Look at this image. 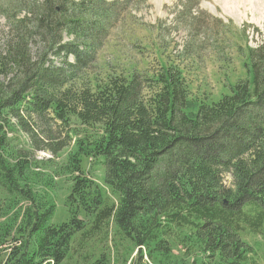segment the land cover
<instances>
[{
    "label": "trees",
    "instance_id": "obj_1",
    "mask_svg": "<svg viewBox=\"0 0 264 264\" xmlns=\"http://www.w3.org/2000/svg\"><path fill=\"white\" fill-rule=\"evenodd\" d=\"M14 3L0 53V264H64L77 236H108L111 223L137 248L134 264H256L247 238L264 252V29L262 43L242 52L246 79L207 102L174 62L96 73L113 3ZM15 129L51 155L74 147L64 166L76 175L69 202L91 222L53 223L51 178L8 152ZM87 158L104 168L116 203L84 176Z\"/></svg>",
    "mask_w": 264,
    "mask_h": 264
},
{
    "label": "rangeland",
    "instance_id": "obj_2",
    "mask_svg": "<svg viewBox=\"0 0 264 264\" xmlns=\"http://www.w3.org/2000/svg\"><path fill=\"white\" fill-rule=\"evenodd\" d=\"M107 1L114 4L116 22L98 50L96 73L132 68L139 72H154L159 61L174 62L184 70L194 97L207 102L219 100L223 94L230 93L238 81L246 79V56L242 52L246 46L258 47L263 40L264 0ZM13 5L14 0H0V53L7 41V9ZM70 40L65 38L66 42ZM67 132L68 129L57 128L55 134L66 143L69 142ZM10 137L12 142L8 152L11 148L22 151V155L36 163L38 169L35 172L51 178L53 190L48 195L54 197L57 205L53 223L69 222L74 215L91 222L92 218L87 217L78 203L69 202L76 175L68 173L64 166L68 152L74 147L71 145L51 155L37 146L33 148L28 136L19 129L10 133ZM82 167L84 176L99 188L107 202L116 203L117 196L105 183L104 168L91 158L85 159ZM224 183L232 187L233 177L226 174ZM37 190L42 191L43 186L40 184ZM4 196L0 191V200ZM247 240L256 251L253 260L256 264H264L261 240L255 236ZM137 255V248L116 236L115 226L111 223L108 236L105 233L94 240L77 236L64 264H95L102 257L108 264H134Z\"/></svg>",
    "mask_w": 264,
    "mask_h": 264
}]
</instances>
